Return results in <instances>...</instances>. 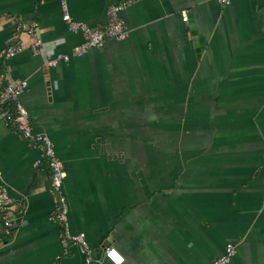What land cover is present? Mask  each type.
I'll list each match as a JSON object with an SVG mask.
<instances>
[{
	"label": "crops",
	"instance_id": "0c3cea01",
	"mask_svg": "<svg viewBox=\"0 0 264 264\" xmlns=\"http://www.w3.org/2000/svg\"><path fill=\"white\" fill-rule=\"evenodd\" d=\"M118 1L66 3L103 29ZM122 16L126 39L46 67L81 41L60 0H0V75L27 80L19 100L64 163L68 231L89 264H110L106 246L123 264H207L228 243V264H264V0H141ZM19 22L37 23L39 53ZM0 177L13 199L0 264H88L77 244L63 252L47 161L2 118Z\"/></svg>",
	"mask_w": 264,
	"mask_h": 264
},
{
	"label": "built area",
	"instance_id": "2783aa9c",
	"mask_svg": "<svg viewBox=\"0 0 264 264\" xmlns=\"http://www.w3.org/2000/svg\"><path fill=\"white\" fill-rule=\"evenodd\" d=\"M141 0H121L110 4L105 10L107 23L103 29L91 27L86 22L76 20L71 17L67 9L66 0H60L62 10V19L67 29L75 34L80 35L81 41L74 46L69 52H55L47 56L45 61L46 67H52L59 62H67L72 56H83L90 49L100 47L106 39L117 41L124 40L128 37L129 29L123 19L122 11ZM221 6H227L232 0H216ZM183 22H188V11L181 12ZM15 32H25L30 37L29 48L33 54L40 52L42 39L38 32L36 22L30 24L16 23ZM22 46L20 41H16L6 47L4 55L7 58L16 55ZM26 79L5 80L0 75V118L5 123L12 125L13 131L26 143L27 146L40 151L41 157L44 158L50 169V188L55 194L56 200L51 211V219L59 224L60 242L63 252L67 253L71 244H77L80 250L86 254V263H91L90 248L85 241V235L82 232L71 233L67 229V209L68 203L63 192V182L66 178V170L62 159L55 151L50 137L40 131L34 130L30 115L26 108L19 100V95L27 88ZM13 209V199L9 194L8 188L0 177V218L4 227H11L12 221L10 213ZM236 248L232 243H228L224 251L215 259L207 264H228L235 254ZM104 258L110 264H123L124 255L114 246H106L103 252Z\"/></svg>",
	"mask_w": 264,
	"mask_h": 264
},
{
	"label": "water",
	"instance_id": "95a60500",
	"mask_svg": "<svg viewBox=\"0 0 264 264\" xmlns=\"http://www.w3.org/2000/svg\"><path fill=\"white\" fill-rule=\"evenodd\" d=\"M188 28H189L190 34L192 36V41H193V46L195 48V52L199 53V51H200L199 43H198V39H197L195 24H194V21H193L191 14L188 15Z\"/></svg>",
	"mask_w": 264,
	"mask_h": 264
},
{
	"label": "trees",
	"instance_id": "16d2710c",
	"mask_svg": "<svg viewBox=\"0 0 264 264\" xmlns=\"http://www.w3.org/2000/svg\"><path fill=\"white\" fill-rule=\"evenodd\" d=\"M60 229H62V228L60 227Z\"/></svg>",
	"mask_w": 264,
	"mask_h": 264
}]
</instances>
